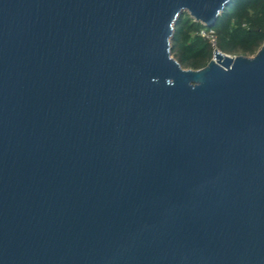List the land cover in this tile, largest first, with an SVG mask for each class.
Masks as SVG:
<instances>
[{
    "label": "water",
    "instance_id": "95a60500",
    "mask_svg": "<svg viewBox=\"0 0 264 264\" xmlns=\"http://www.w3.org/2000/svg\"><path fill=\"white\" fill-rule=\"evenodd\" d=\"M231 0H0V264H264V43L184 68Z\"/></svg>",
    "mask_w": 264,
    "mask_h": 264
},
{
    "label": "trees",
    "instance_id": "16d2710c",
    "mask_svg": "<svg viewBox=\"0 0 264 264\" xmlns=\"http://www.w3.org/2000/svg\"><path fill=\"white\" fill-rule=\"evenodd\" d=\"M203 29L216 32L219 50L252 56L264 43V0H231L212 25L182 12L175 24L171 53L184 68L205 67L213 57V47L201 35Z\"/></svg>",
    "mask_w": 264,
    "mask_h": 264
},
{
    "label": "built area",
    "instance_id": "2783aa9c",
    "mask_svg": "<svg viewBox=\"0 0 264 264\" xmlns=\"http://www.w3.org/2000/svg\"><path fill=\"white\" fill-rule=\"evenodd\" d=\"M201 35L210 42L214 51H215V49L218 50V48H217V39L218 38H217L216 32L213 29H203L201 31Z\"/></svg>",
    "mask_w": 264,
    "mask_h": 264
}]
</instances>
